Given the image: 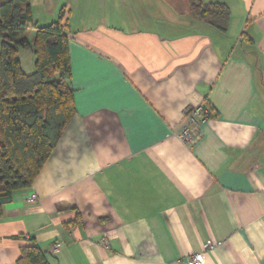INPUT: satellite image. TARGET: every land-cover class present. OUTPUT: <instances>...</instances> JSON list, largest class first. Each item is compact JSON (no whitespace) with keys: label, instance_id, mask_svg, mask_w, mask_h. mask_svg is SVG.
<instances>
[{"label":"crops","instance_id":"0c3cea01","mask_svg":"<svg viewBox=\"0 0 264 264\" xmlns=\"http://www.w3.org/2000/svg\"><path fill=\"white\" fill-rule=\"evenodd\" d=\"M203 2L228 7L225 34L188 0H67L75 115L1 207L0 264L31 242L48 264H264V0Z\"/></svg>","mask_w":264,"mask_h":264},{"label":"trees","instance_id":"16d2710c","mask_svg":"<svg viewBox=\"0 0 264 264\" xmlns=\"http://www.w3.org/2000/svg\"><path fill=\"white\" fill-rule=\"evenodd\" d=\"M188 4L191 19L226 33V5ZM64 12L38 26L29 0H0V213L15 191L32 185L75 115ZM20 52H30L29 73ZM20 254L16 264H48L35 242Z\"/></svg>","mask_w":264,"mask_h":264},{"label":"built area","instance_id":"2783aa9c","mask_svg":"<svg viewBox=\"0 0 264 264\" xmlns=\"http://www.w3.org/2000/svg\"><path fill=\"white\" fill-rule=\"evenodd\" d=\"M183 118L187 123L182 126L181 130L176 134L177 138L185 145L190 146L197 141L199 137L198 126L208 118V111L201 105L186 108L183 111ZM37 197L35 194H30L27 198L28 203H35ZM60 243L54 244L53 248H59ZM214 246L212 242H208L206 248L211 249ZM200 254L192 255L190 264H204L200 258Z\"/></svg>","mask_w":264,"mask_h":264},{"label":"rangeland","instance_id":"374dc122","mask_svg":"<svg viewBox=\"0 0 264 264\" xmlns=\"http://www.w3.org/2000/svg\"><path fill=\"white\" fill-rule=\"evenodd\" d=\"M39 1V0H38ZM44 2L47 1L45 3V5H35L34 6V11L31 15L33 18V22L37 23L38 22V26H44V25H48L49 23L53 22V20L48 21V24H45V19H47L49 17V11L51 10V8L53 9V7H58V13L60 11L61 8L65 7L66 8V4H67V0H43ZM55 5V6H54ZM50 8L49 11L46 10V8ZM50 19V18H48ZM54 19V18H53ZM57 19V18H55ZM55 21V20H54ZM28 39H31L33 37V31L31 29H29L26 33ZM28 54V55H27ZM21 57V62H22V66L24 67V69L29 73L31 70L30 66H29V57L30 52H20Z\"/></svg>","mask_w":264,"mask_h":264}]
</instances>
